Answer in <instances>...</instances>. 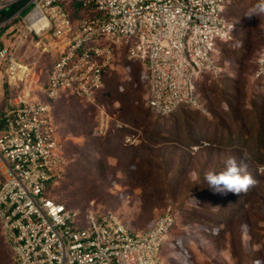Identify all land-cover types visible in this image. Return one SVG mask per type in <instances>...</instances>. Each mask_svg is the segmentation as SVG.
Here are the masks:
<instances>
[{
  "label": "rangeland",
  "instance_id": "rangeland-1",
  "mask_svg": "<svg viewBox=\"0 0 264 264\" xmlns=\"http://www.w3.org/2000/svg\"><path fill=\"white\" fill-rule=\"evenodd\" d=\"M257 2L236 0L225 6L223 15L235 26V37L221 47L222 73L205 77L197 90L198 99L204 98L201 109L169 116L149 112L146 67L128 58L125 62L122 51L109 75L114 72V79L94 103L59 100L54 110L69 164L53 190L56 198L82 217L114 213L134 232L149 230L166 212L174 215L160 253L164 264H264L263 129L262 144L256 146L258 119L264 125V77H254L264 50V16H245ZM32 8L13 22L0 13V44L17 41ZM18 43V55L30 71L27 87L32 97L42 98L41 86L54 63L48 41L29 36ZM23 90L24 83L10 85L0 73V111ZM229 107L234 116L223 112ZM100 108L113 123L127 124L125 135H134V144H121L114 138L117 132L96 133ZM228 158L243 160L258 181L246 194H214L208 187L205 173L224 170ZM0 264H16L1 228Z\"/></svg>",
  "mask_w": 264,
  "mask_h": 264
},
{
  "label": "built area",
  "instance_id": "built-area-1",
  "mask_svg": "<svg viewBox=\"0 0 264 264\" xmlns=\"http://www.w3.org/2000/svg\"><path fill=\"white\" fill-rule=\"evenodd\" d=\"M21 1L0 0V12ZM234 1L28 0L10 18L21 19L33 5L17 41L0 45V73L26 90L0 112V228L16 264H164L160 253L175 224L169 212L149 230L134 232L114 213L82 217L56 198L53 190L66 174L68 155L53 102L70 93L94 103L126 49L128 60L146 67L153 113L201 109L197 90L205 77L222 73L221 44L233 38L235 26L223 12ZM29 36L47 40L54 55L42 98L31 96L30 71L18 55V40ZM254 77H264V50ZM126 128L99 109L98 135ZM124 143L134 144L135 136L125 135Z\"/></svg>",
  "mask_w": 264,
  "mask_h": 264
},
{
  "label": "clouds",
  "instance_id": "clouds-1",
  "mask_svg": "<svg viewBox=\"0 0 264 264\" xmlns=\"http://www.w3.org/2000/svg\"><path fill=\"white\" fill-rule=\"evenodd\" d=\"M245 16L249 19L264 16V0H258V2L245 13ZM225 165L224 170L218 173L209 170L204 175L208 187L214 194H246L258 183L247 171V164L243 160L238 163L235 158H228Z\"/></svg>",
  "mask_w": 264,
  "mask_h": 264
},
{
  "label": "trees",
  "instance_id": "trees-1",
  "mask_svg": "<svg viewBox=\"0 0 264 264\" xmlns=\"http://www.w3.org/2000/svg\"><path fill=\"white\" fill-rule=\"evenodd\" d=\"M22 6L20 5V3H18V4H16V5H14V6H12L11 8H9V10L8 11H2V12H0V13H3V15L1 16L2 18H11L12 16H14V14L21 8ZM14 20V19H13ZM13 20H11L10 22H13ZM235 32H236V29H235V31H234V33H233V38H232V40L231 41H229V42H232L233 41V39H234V37H235ZM229 42H226V43H229ZM226 43H222L221 44V47L223 46V44H226ZM1 45V44H0ZM244 46V45H243ZM243 46H241V47H243ZM122 53L123 54H125L126 53V56H125V62H126V58H127V51H126V49H124V50H122ZM220 55H221V59H222V49H221V52H220ZM221 65H222V63H221ZM112 72V70H110V71H108L107 73H106V76H105V80H104V82H105V86H104V88L97 94V98H99L104 92H106V90L108 89V85L110 84V81H111V79L113 78L114 79V77H115V73L113 72V74H112V77H109V75H111L110 73ZM65 98H74V99H77V100H79V101H81V102H87V101H85V100H83V99H80V98H78V97H76L75 95H72V94H70V93H66V94H64L63 96H62V98L61 99H65ZM61 99H59V100H61ZM204 98L202 97V101H201V103L203 104V106H204V100H203ZM59 100H56V101H54L53 102V114H54V118H55V121H56V124H57V126H58V121H57V118H56V115H55V110H54V108H55V105H56V103L59 101ZM7 104V103H6ZM8 105V104H7ZM6 105V106H7ZM228 106L229 105H227L226 104V108H228ZM146 107H147V110L149 111V112H151L152 114H155V113H153L152 111H151V109L147 106V94H146ZM185 108H188V107H180L178 110H176L174 113H176L177 111H179V110H182V109H185ZM3 110V109H2ZM1 110V111H2ZM0 111V112H1ZM225 114L227 113V114H230V113H232V115L234 116L235 114L233 113V111L230 109V107H229V110L228 111H223ZM257 112V111H256ZM174 113H172V114H174ZM171 114V115H172ZM156 115V114H155ZM159 116V115H158ZM258 121H259V123H260V127H259V129H258V132H257V143H256V146H257V148L259 147L260 148V146H261V144H262V134H261V130L263 129L264 130V125H262L261 124V120H259L258 119ZM257 121V122H258ZM218 123L220 124H223L222 122H219L218 121ZM95 128H96V123H95V125H94V130H95ZM58 131H59V126H58ZM60 133V132H59ZM125 133H126V131H125V129L124 130H120V131H118L115 135H114V138H116L117 137V139L119 138V140H120V143L121 144H123L124 143V137H125ZM109 135H111V134H109ZM123 142V143H122ZM66 153H67V151H66ZM80 157L83 159V161L85 160V156L83 155V154H80ZM68 164H69V162L67 163V167H68ZM67 167H66V170H67ZM174 216V215H173ZM175 217V216H174ZM173 229V228H172ZM3 237V236H2ZM4 239V238H3ZM5 242V241H4Z\"/></svg>",
  "mask_w": 264,
  "mask_h": 264
}]
</instances>
